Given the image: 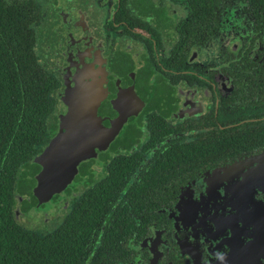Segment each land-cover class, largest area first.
I'll list each match as a JSON object with an SVG mask.
<instances>
[{"label":"flooded vegetation","instance_id":"flooded-vegetation-1","mask_svg":"<svg viewBox=\"0 0 264 264\" xmlns=\"http://www.w3.org/2000/svg\"><path fill=\"white\" fill-rule=\"evenodd\" d=\"M7 1L55 80L42 146L87 69L113 133L63 190L9 198L22 263L264 264V0Z\"/></svg>","mask_w":264,"mask_h":264},{"label":"trees","instance_id":"trees-1","mask_svg":"<svg viewBox=\"0 0 264 264\" xmlns=\"http://www.w3.org/2000/svg\"><path fill=\"white\" fill-rule=\"evenodd\" d=\"M32 22L24 3L0 0V264H23V242L10 246L26 232L12 223L9 198L20 166L44 148L54 108L55 80L38 62Z\"/></svg>","mask_w":264,"mask_h":264},{"label":"water","instance_id":"water-1","mask_svg":"<svg viewBox=\"0 0 264 264\" xmlns=\"http://www.w3.org/2000/svg\"><path fill=\"white\" fill-rule=\"evenodd\" d=\"M55 94L66 113L43 151L20 166L16 200L33 208L63 190L75 172L85 171L113 138L108 119V90L98 69L82 70Z\"/></svg>","mask_w":264,"mask_h":264}]
</instances>
